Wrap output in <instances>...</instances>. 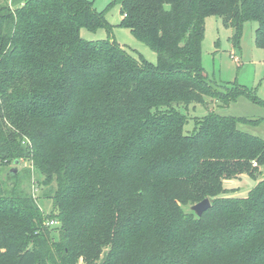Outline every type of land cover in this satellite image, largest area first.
<instances>
[{"label":"trees","instance_id":"obj_1","mask_svg":"<svg viewBox=\"0 0 264 264\" xmlns=\"http://www.w3.org/2000/svg\"><path fill=\"white\" fill-rule=\"evenodd\" d=\"M119 1L155 63L83 38L107 27L93 2L0 0V168L28 160L52 202L0 183V264H264V138L242 127L259 120L211 110L185 133L182 109L247 93L206 77L204 22L237 41L255 21L264 47V0ZM245 175L246 195L224 186Z\"/></svg>","mask_w":264,"mask_h":264},{"label":"rangeland","instance_id":"obj_2","mask_svg":"<svg viewBox=\"0 0 264 264\" xmlns=\"http://www.w3.org/2000/svg\"><path fill=\"white\" fill-rule=\"evenodd\" d=\"M93 2L96 11L102 13L107 27H97L89 30L81 27L79 34L89 41L110 39L118 42L131 54L138 58L140 54L150 61L156 62V53L147 47L143 42L136 40L129 30L120 25L122 17L121 2L119 0H87ZM257 23L249 20L245 21L241 27V33L237 41L233 40L234 29L225 25L220 16H208L204 22V35L201 42V62L206 77L213 84H223L230 88L240 87L247 93H241L227 104L211 100L207 97L205 104H196L187 109L182 108L188 117L185 124V133H190L194 128V117L204 116L209 111H214L218 115H230L234 117H244L246 119H258L259 123L253 126H242L245 130L257 134L264 138V47H260L254 42ZM17 165L6 164L0 168V183H5V187H11L16 178L7 177L9 170L16 167L19 174L21 187L32 193L43 214H47L52 209L51 198L44 194V188H39L37 181L41 177L31 169L28 160H20ZM30 169V178L25 176V169ZM264 176V166L260 167ZM260 176V177H262ZM258 177V178H260ZM11 178V179H10ZM255 183V179L248 176L236 180H227L224 186L228 187L230 193L235 196L246 195ZM191 206H185V211H191ZM52 220H56L55 218ZM57 226L58 223H51ZM57 236L56 232H53ZM82 264V263H79ZM84 264V263H83ZM97 264H101L100 260Z\"/></svg>","mask_w":264,"mask_h":264},{"label":"water","instance_id":"obj_3","mask_svg":"<svg viewBox=\"0 0 264 264\" xmlns=\"http://www.w3.org/2000/svg\"><path fill=\"white\" fill-rule=\"evenodd\" d=\"M18 161V159L14 160V164L17 165L19 163ZM16 172V167H13L9 170V174H15ZM210 205L211 203L209 201V198H204L198 202L193 203L190 209L199 217L210 207Z\"/></svg>","mask_w":264,"mask_h":264},{"label":"built area","instance_id":"obj_4","mask_svg":"<svg viewBox=\"0 0 264 264\" xmlns=\"http://www.w3.org/2000/svg\"><path fill=\"white\" fill-rule=\"evenodd\" d=\"M54 222H57V221L56 220L55 221L54 220H50L49 224L54 223Z\"/></svg>","mask_w":264,"mask_h":264}]
</instances>
